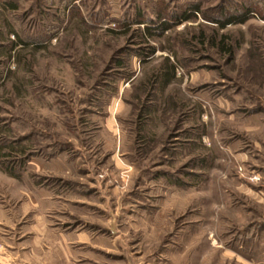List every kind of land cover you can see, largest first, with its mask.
I'll list each match as a JSON object with an SVG mask.
<instances>
[{
	"label": "rangeland",
	"instance_id": "1",
	"mask_svg": "<svg viewBox=\"0 0 264 264\" xmlns=\"http://www.w3.org/2000/svg\"><path fill=\"white\" fill-rule=\"evenodd\" d=\"M10 1L0 264H264V0Z\"/></svg>",
	"mask_w": 264,
	"mask_h": 264
},
{
	"label": "trees",
	"instance_id": "2",
	"mask_svg": "<svg viewBox=\"0 0 264 264\" xmlns=\"http://www.w3.org/2000/svg\"><path fill=\"white\" fill-rule=\"evenodd\" d=\"M260 3L263 4V9H262L263 11L261 13L259 12V10L256 7H250L249 5H246V3H244V5L241 7L242 11L239 14L227 13L225 8L221 7L219 9V11H220L219 15L221 18H212V17H207V18H209L219 28H224L226 25H231L234 23H242L246 20V18L248 16L251 15V13L256 14V15L258 14V15H260V18L264 19V2L261 1ZM0 4L5 8H10V9L16 8V3L14 1L1 0ZM166 8L167 7L164 5L159 10V12L157 14L158 22L156 23V26H154L155 29H151L152 27L146 26L143 30L144 34L151 37L156 33L155 31H159L160 33H162V32H164L170 28V26H171L170 23L166 22V19L164 17ZM189 9H190V12H184V13H181L180 16H174L173 17L174 19H172V20H175L176 22L188 21V20L194 19L196 14L201 12L199 3H194ZM138 17H140L139 14H138ZM161 20H163V21H161ZM137 23L138 24L139 23L144 24L145 21L138 20Z\"/></svg>",
	"mask_w": 264,
	"mask_h": 264
},
{
	"label": "crops",
	"instance_id": "3",
	"mask_svg": "<svg viewBox=\"0 0 264 264\" xmlns=\"http://www.w3.org/2000/svg\"><path fill=\"white\" fill-rule=\"evenodd\" d=\"M36 192H37L38 197L35 195V197L33 198V196L31 195L29 197V199H27L28 207L35 208V209H39L41 207H45V205L48 203V197H49L48 193L45 192L44 189H39ZM75 200L79 201L80 199H75ZM35 226H37V225H35ZM78 235L82 236L80 234H78ZM67 241L69 243H72V242L74 243V239H72V241H71V239H67Z\"/></svg>",
	"mask_w": 264,
	"mask_h": 264
}]
</instances>
